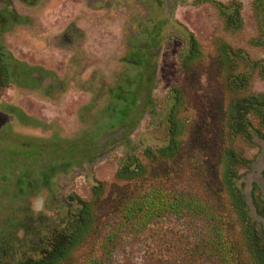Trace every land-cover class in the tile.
I'll return each mask as SVG.
<instances>
[{
	"label": "rangeland",
	"instance_id": "rangeland-1",
	"mask_svg": "<svg viewBox=\"0 0 264 264\" xmlns=\"http://www.w3.org/2000/svg\"><path fill=\"white\" fill-rule=\"evenodd\" d=\"M235 1L242 6V26L232 31L218 5ZM235 1L0 0L8 73L0 76V264L40 259L79 204L92 201L99 183L105 188L93 207L104 230L146 181L209 200L228 214L242 243V225L223 182L228 149L248 161L236 167V189L261 229L264 116L250 113L245 133L233 141L228 121L235 99L264 97V5ZM191 34L201 56L185 66ZM223 45L242 52L238 71L253 73L248 90L229 89ZM174 90L181 93L183 148L173 159L152 163L147 151L169 141ZM132 158L148 167L144 180L118 179ZM38 199L43 210L37 213ZM206 232L193 212L159 215L144 232L123 236L112 262L149 264L156 253L180 245L192 254ZM88 242L73 263L91 253ZM242 253L253 264L245 246Z\"/></svg>",
	"mask_w": 264,
	"mask_h": 264
},
{
	"label": "trees",
	"instance_id": "trees-1",
	"mask_svg": "<svg viewBox=\"0 0 264 264\" xmlns=\"http://www.w3.org/2000/svg\"><path fill=\"white\" fill-rule=\"evenodd\" d=\"M235 1V0H234ZM260 1L256 0L261 7ZM225 19L227 30L239 29L242 26L241 5L233 2L232 5H218ZM222 65L226 73H229V89L238 94L240 89L248 90L253 78L252 71H238L241 57L240 50L230 51L228 45L221 48ZM200 46L191 34L189 50L187 51L183 64L188 66L196 62L200 54ZM4 48L0 43V76L7 78V66L3 63ZM150 54V53H147ZM236 55V58L234 57ZM149 64V63H148ZM256 63H252L251 69ZM151 66V65H150ZM148 68L147 72L151 70ZM254 69V68H253ZM252 69V70H253ZM6 83L7 80L5 79ZM175 91V103L170 109L168 116L169 141L167 146L156 151L149 149L147 156L154 163L158 160L165 161L177 157L183 148L182 135L185 124L178 118L180 106L182 105L181 93ZM250 113H259L264 116V97L259 98L250 94L235 99L230 106V117L228 128L230 139L233 141L238 134H244L248 128ZM247 120L248 122H245ZM247 123V124H246ZM247 135L251 133L246 132ZM223 182L230 192L233 206L242 225V243L235 238L234 227L230 218L220 208H213L210 201L202 198L186 197L177 194L173 186L168 184H155L153 182L141 184L140 188L130 197L126 198L119 206L116 216H113L106 229L100 223L95 212L94 204L104 192L105 186L101 183L93 187V199L90 202L79 204V210L73 219L69 220L68 226L63 231L55 233L54 238L48 244L40 259H29L18 264H113V255L123 236L130 233L144 232L148 224L159 215L178 214L182 210L195 213L205 223L207 232L200 238L199 245L189 254L188 247L180 245L165 249L162 253H156L149 264H202L209 261L213 264H246L243 260L242 246L250 255L253 264H264V225L261 229L255 227V219L249 214V207L244 197L236 189V178L238 165H246L243 159L233 149H228L224 160ZM147 166L139 159L132 158L118 171L120 180H144L147 175ZM256 211V208L254 209ZM93 242L89 255L73 263L74 254L87 242ZM88 242V243H89ZM98 245V246H96ZM72 262V263H71Z\"/></svg>",
	"mask_w": 264,
	"mask_h": 264
},
{
	"label": "clouds",
	"instance_id": "clouds-1",
	"mask_svg": "<svg viewBox=\"0 0 264 264\" xmlns=\"http://www.w3.org/2000/svg\"><path fill=\"white\" fill-rule=\"evenodd\" d=\"M33 210L37 213L42 211L43 210V201L39 200V199L37 201H35L33 204Z\"/></svg>",
	"mask_w": 264,
	"mask_h": 264
},
{
	"label": "flooded vegetation",
	"instance_id": "flooded-vegetation-1",
	"mask_svg": "<svg viewBox=\"0 0 264 264\" xmlns=\"http://www.w3.org/2000/svg\"><path fill=\"white\" fill-rule=\"evenodd\" d=\"M171 3H173V1H171ZM263 180H264V175H263Z\"/></svg>",
	"mask_w": 264,
	"mask_h": 264
}]
</instances>
